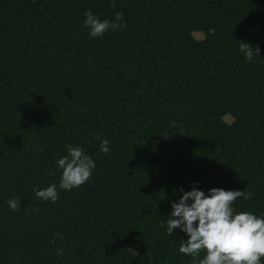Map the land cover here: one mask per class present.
I'll list each match as a JSON object with an SVG mask.
<instances>
[{"label": "trees", "instance_id": "trees-1", "mask_svg": "<svg viewBox=\"0 0 264 264\" xmlns=\"http://www.w3.org/2000/svg\"><path fill=\"white\" fill-rule=\"evenodd\" d=\"M89 9L122 26L89 39ZM66 144L96 168L43 201ZM192 187L264 215V0H0V264H191L165 218Z\"/></svg>", "mask_w": 264, "mask_h": 264}, {"label": "clouds", "instance_id": "clouds-1", "mask_svg": "<svg viewBox=\"0 0 264 264\" xmlns=\"http://www.w3.org/2000/svg\"><path fill=\"white\" fill-rule=\"evenodd\" d=\"M112 4L114 6L115 0ZM84 16L89 39L122 26V12L115 13L112 20L101 19L91 9L85 11ZM239 51L247 61L260 57V48L248 42L240 41ZM65 148L67 154L55 159L61 172L59 185L52 183L33 189L35 196L43 201L55 202L59 195L58 187L66 191L80 187L96 168L95 160L83 146L66 144ZM100 150L109 151L107 139L100 141ZM176 194L178 200L171 202V212L165 218V230L171 235L178 228L187 236L182 240L179 252L190 256L191 264H264V215L234 208L238 198H248L246 189L212 187L205 192L192 187L187 191L181 188ZM8 206L15 211L20 207V201L12 197ZM202 250L204 254L201 256ZM56 255H63V249H57Z\"/></svg>", "mask_w": 264, "mask_h": 264}, {"label": "rangeland", "instance_id": "rangeland-1", "mask_svg": "<svg viewBox=\"0 0 264 264\" xmlns=\"http://www.w3.org/2000/svg\"><path fill=\"white\" fill-rule=\"evenodd\" d=\"M195 37L197 38V39H199V40H201V39H204V34L202 33V32H196L195 33ZM225 120L228 122V123H232L234 120H233V118L230 116V115H227L226 117H225Z\"/></svg>", "mask_w": 264, "mask_h": 264}]
</instances>
